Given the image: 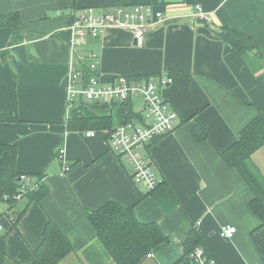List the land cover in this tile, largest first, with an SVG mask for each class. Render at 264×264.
Masks as SVG:
<instances>
[{
    "label": "crops",
    "instance_id": "crops-1",
    "mask_svg": "<svg viewBox=\"0 0 264 264\" xmlns=\"http://www.w3.org/2000/svg\"><path fill=\"white\" fill-rule=\"evenodd\" d=\"M123 1L0 0V14L18 11L20 21L17 30L0 28V113L15 116L0 121V143L15 144L16 170L40 175L48 188L41 202L30 203L17 215L15 224L12 216L23 211L27 201L21 199L11 209L7 203L1 207L3 264L33 262L49 218L73 245L60 264H116L89 221V212L110 200L133 204L140 221H154L168 238L136 264L177 262L192 228L202 241L197 247L217 264H264V226L249 209L253 194L221 157L241 129L264 113V0H128L152 3L164 16L141 46L134 44L130 30L111 27L77 48L81 56H99L97 74L103 84L121 78L171 79L164 96L180 122L144 148L157 184L168 182L175 197L170 208L165 203L173 198L162 191L154 197L132 182L131 166L110 150L107 128L80 127L84 120L99 117L109 120L112 130L139 120L140 98L113 103L76 98L66 110L69 12L106 10ZM197 5L207 19L197 15ZM225 27L252 36L262 56L233 49L220 34ZM74 117L76 128L70 124ZM196 125L207 135L204 140L193 136ZM88 131L94 134L87 136ZM60 147L65 149L66 171L56 155ZM251 160L264 178V146ZM223 225L236 227L231 238L220 236Z\"/></svg>",
    "mask_w": 264,
    "mask_h": 264
},
{
    "label": "trees",
    "instance_id": "trees-1",
    "mask_svg": "<svg viewBox=\"0 0 264 264\" xmlns=\"http://www.w3.org/2000/svg\"><path fill=\"white\" fill-rule=\"evenodd\" d=\"M125 3H129L128 0L117 4ZM69 21L68 19L67 24ZM19 25L18 11L0 14V28L10 26L17 30ZM220 29L223 40L240 54L243 55L248 51L254 50L262 56L258 43L249 34L233 28L225 27ZM85 75H91L90 70L85 69ZM72 109L76 114L77 107ZM133 113L132 110L129 111V114ZM14 119L15 116L11 113H0V121H11ZM76 120L75 117L71 120L72 128H76ZM81 124L80 127L86 126L92 129L107 128L110 132L113 131L109 120L101 117L95 120L86 119ZM192 134L198 141L204 140L207 136L202 128L197 125L194 126ZM263 146L264 113H258L241 129L235 142L221 151L224 164L237 170L252 192L253 197L249 203V209L258 218L261 226H264V178L255 165L252 164L251 156ZM16 159L17 146L11 143H0V201L7 203L9 209L15 207L21 199L27 201L23 211L16 212L12 216L13 224L19 221L17 217H21L27 205L33 202H41V199L48 192V188L41 181L40 175L35 177V173H22L16 170ZM25 175L36 182L37 187L29 188L26 192L21 193L20 185L23 181L19 178ZM161 191L164 197L173 198V201L165 203V207L175 206V197L166 181H161L154 189L146 193L153 194L155 197L156 193ZM17 195L20 196L19 199H17ZM133 207V204L131 206H123L117 201L110 200L89 212V221L93 229H95L97 238L105 245L116 264H136L149 251L163 244L168 239L154 221H140ZM42 231V240L38 247L34 249L33 262L30 264H60L61 259L73 250L69 236L59 228L52 218L47 220ZM5 240L6 233L0 231V264H3L2 261L6 255ZM184 241V253L173 264H191L189 254L195 247L202 245L199 233L194 228H192Z\"/></svg>",
    "mask_w": 264,
    "mask_h": 264
},
{
    "label": "built area",
    "instance_id": "built-area-1",
    "mask_svg": "<svg viewBox=\"0 0 264 264\" xmlns=\"http://www.w3.org/2000/svg\"><path fill=\"white\" fill-rule=\"evenodd\" d=\"M197 15L207 19L200 6H196ZM162 12L154 9L152 3L116 4L106 10H97L86 7L69 12V23L66 25L69 34L68 44L71 57L66 73L67 82V107L69 111L74 100L87 99L93 102L113 103L114 101H128L131 98H140L142 111L139 120L125 121L116 126L109 135V147L113 153L126 159L132 168L131 179L136 185L142 186L145 191L156 187L157 182L149 167V161L144 155V148L153 139L168 134L179 124L177 112L168 105L163 88L171 83L170 78L160 77L147 79L143 82H132L121 78L109 84H103L97 74L99 56L87 52L81 56L77 48L84 45L89 38H96L104 30L117 27L133 32L136 46H141L149 31L163 20ZM85 69L91 75H85ZM93 131L86 132L87 136ZM64 147L57 151L63 169H69L65 161ZM21 193L27 189L37 187L27 175L20 178ZM20 198L19 195L16 196ZM236 232V227L223 225L220 229L222 238H231ZM150 253L147 254L149 256ZM191 264H217L216 259L202 247H195L189 254Z\"/></svg>",
    "mask_w": 264,
    "mask_h": 264
},
{
    "label": "rangeland",
    "instance_id": "rangeland-1",
    "mask_svg": "<svg viewBox=\"0 0 264 264\" xmlns=\"http://www.w3.org/2000/svg\"><path fill=\"white\" fill-rule=\"evenodd\" d=\"M251 51H254V50H251ZM3 205H6V203L3 202V201H0V209H1V207H2ZM0 211H1V210H0Z\"/></svg>",
    "mask_w": 264,
    "mask_h": 264
},
{
    "label": "water",
    "instance_id": "water-1",
    "mask_svg": "<svg viewBox=\"0 0 264 264\" xmlns=\"http://www.w3.org/2000/svg\"><path fill=\"white\" fill-rule=\"evenodd\" d=\"M133 42H134V44H136L135 40H134ZM19 179H20V178H19Z\"/></svg>",
    "mask_w": 264,
    "mask_h": 264
}]
</instances>
